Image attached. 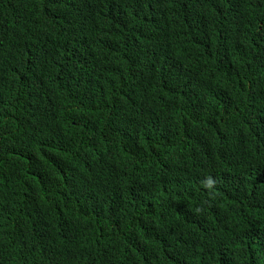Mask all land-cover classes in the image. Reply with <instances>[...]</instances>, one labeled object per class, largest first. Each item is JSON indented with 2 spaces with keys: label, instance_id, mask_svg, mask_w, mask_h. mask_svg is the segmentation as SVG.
I'll return each instance as SVG.
<instances>
[{
  "label": "trees",
  "instance_id": "1",
  "mask_svg": "<svg viewBox=\"0 0 264 264\" xmlns=\"http://www.w3.org/2000/svg\"><path fill=\"white\" fill-rule=\"evenodd\" d=\"M0 155V264H264V0H0Z\"/></svg>",
  "mask_w": 264,
  "mask_h": 264
},
{
  "label": "clouds",
  "instance_id": "2",
  "mask_svg": "<svg viewBox=\"0 0 264 264\" xmlns=\"http://www.w3.org/2000/svg\"><path fill=\"white\" fill-rule=\"evenodd\" d=\"M63 66H64V68L66 69V71H69V69H70V66H69V59L66 58V57H65V60H64ZM0 159H3V158L1 157V155H0ZM8 249H9V248H8ZM9 251H10V249H9Z\"/></svg>",
  "mask_w": 264,
  "mask_h": 264
}]
</instances>
